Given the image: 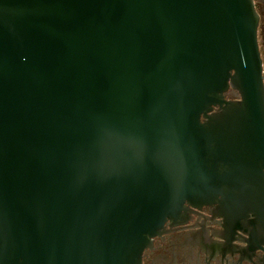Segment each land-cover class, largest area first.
<instances>
[{
  "label": "water",
  "instance_id": "obj_1",
  "mask_svg": "<svg viewBox=\"0 0 264 264\" xmlns=\"http://www.w3.org/2000/svg\"><path fill=\"white\" fill-rule=\"evenodd\" d=\"M258 21L253 0H0V264H140L185 203L256 243Z\"/></svg>",
  "mask_w": 264,
  "mask_h": 264
},
{
  "label": "flooded vegetation",
  "instance_id": "obj_2",
  "mask_svg": "<svg viewBox=\"0 0 264 264\" xmlns=\"http://www.w3.org/2000/svg\"><path fill=\"white\" fill-rule=\"evenodd\" d=\"M259 14L257 41L262 60L261 40L264 27V0H253ZM231 89L225 98L233 99ZM251 219V216L249 217ZM140 264H264V235L254 239L247 231L228 226L214 205L185 203L177 222L167 219L158 234L141 254Z\"/></svg>",
  "mask_w": 264,
  "mask_h": 264
},
{
  "label": "rangeland",
  "instance_id": "obj_3",
  "mask_svg": "<svg viewBox=\"0 0 264 264\" xmlns=\"http://www.w3.org/2000/svg\"><path fill=\"white\" fill-rule=\"evenodd\" d=\"M261 37L263 39V40H261V49H262V52L264 54V27H263V33H262Z\"/></svg>",
  "mask_w": 264,
  "mask_h": 264
}]
</instances>
